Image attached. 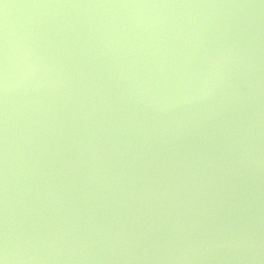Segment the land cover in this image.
<instances>
[{"label": "water", "instance_id": "obj_1", "mask_svg": "<svg viewBox=\"0 0 264 264\" xmlns=\"http://www.w3.org/2000/svg\"><path fill=\"white\" fill-rule=\"evenodd\" d=\"M0 264H264V0H0Z\"/></svg>", "mask_w": 264, "mask_h": 264}, {"label": "snow or ice", "instance_id": "obj_2", "mask_svg": "<svg viewBox=\"0 0 264 264\" xmlns=\"http://www.w3.org/2000/svg\"><path fill=\"white\" fill-rule=\"evenodd\" d=\"M244 90H245V91H247V89H246V88H245Z\"/></svg>", "mask_w": 264, "mask_h": 264}]
</instances>
